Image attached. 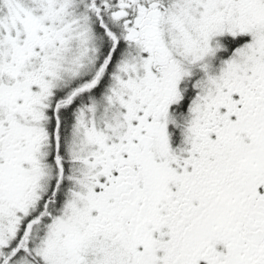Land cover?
Listing matches in <instances>:
<instances>
[{"label":"snow or ice","instance_id":"obj_1","mask_svg":"<svg viewBox=\"0 0 264 264\" xmlns=\"http://www.w3.org/2000/svg\"><path fill=\"white\" fill-rule=\"evenodd\" d=\"M0 264H264V0H0Z\"/></svg>","mask_w":264,"mask_h":264}]
</instances>
